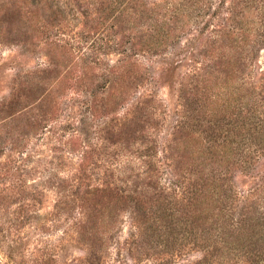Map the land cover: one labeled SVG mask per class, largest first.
Here are the masks:
<instances>
[{
    "label": "rangeland",
    "instance_id": "rangeland-1",
    "mask_svg": "<svg viewBox=\"0 0 264 264\" xmlns=\"http://www.w3.org/2000/svg\"><path fill=\"white\" fill-rule=\"evenodd\" d=\"M121 2L0 0V264H264V0Z\"/></svg>",
    "mask_w": 264,
    "mask_h": 264
},
{
    "label": "trees",
    "instance_id": "trees-1",
    "mask_svg": "<svg viewBox=\"0 0 264 264\" xmlns=\"http://www.w3.org/2000/svg\"><path fill=\"white\" fill-rule=\"evenodd\" d=\"M121 3H122L121 0H118V4H121ZM179 23H181V26H182L183 29L185 27H187V21H186L185 14L176 13V11H175L174 15L173 14L170 15V17H168V19H166V21L159 28H157L156 31H157V34H158V37H159L157 45L162 46V47H164V46L167 47L169 42H172L174 40V37L172 36V32H171L170 26L176 25V24H179ZM151 37H152V41H153L155 36L152 35ZM230 38L234 40V43H236V45H237L236 48L237 49H240V46L242 45L243 42L244 43L246 42L245 44L249 43V41H248L249 35L245 36L244 39H243L242 35L237 34L236 31L232 32V35H231ZM84 56H85V54L81 55V57H83V58H84ZM227 62L229 64L230 63H234V64H231V65H228L229 72L231 73V76L228 79V82L236 81V79H235L236 78V76H235L236 74L235 73L239 71L238 69L240 67L239 64H238V61H235V60L232 61V58L230 57L229 61L227 60ZM244 66H246V65H244ZM132 67L136 68L135 69L136 72L140 73V71H141L140 67L141 66H139L136 63H134V64H132ZM121 69H122V67L118 68L119 71ZM220 107H221V105L216 103V106H213V108H215V109H213V110H215L214 112H222V116H224L226 118V120H229L228 124L231 125V129H230L231 137H228L223 142L222 147L225 150V153L228 154V156H230L233 159L234 155H235V151H236L235 146L240 147V148L244 147L246 145L245 141L248 140V137L245 136L244 139H242L241 141H236L234 136H235V132L237 130L236 123L240 120V118H242V120H244L245 123H247L250 120L249 113H247L249 110H247V111H246V109L243 110L241 107H239L236 104H233L232 102H229V104L227 103V105L225 106L224 110L220 109ZM254 113L257 114V112H254ZM260 118H261V116H260ZM263 123L264 122H262V125H260V124L256 125V124L250 123V125H251L250 126V131H253V129H256V130L258 129L259 131H257V132H260L262 130V128L264 127ZM241 127H243V125H241ZM191 137H193V136H191ZM196 147H197V149L193 148L194 149L192 151L193 156L195 157L199 153L198 156L200 158L202 155H204V149L202 147H201V149L199 148V142L198 141L196 143ZM201 179H202V176H201ZM216 180L217 179L215 177V181ZM206 182H208V183H206ZM202 183L203 184L201 185V188L198 190L196 195H197L198 203H200L201 206H202L200 211L202 213H206V211L211 208V206H212L211 203H215V202H218L220 200L219 199L215 200L213 198L212 194H210V193H214V195H215V193L218 194V186L215 185L212 182V179L210 177H207L206 179H204V181H202ZM108 196L112 197L114 200H117L120 204H128L129 202H132V200L139 202V205L142 202V200L139 197L132 196L131 194H128L126 192L120 193V192H115L114 191V192H110L108 194ZM141 205L143 207H145V209L150 210L153 207H155L157 205V203H155L154 200H152V201L144 202ZM201 212L197 215L198 221L202 220V213ZM169 215H171L172 218L174 217V213L173 212L170 213ZM163 217H165V216H163ZM166 217H169V216H166Z\"/></svg>",
    "mask_w": 264,
    "mask_h": 264
}]
</instances>
